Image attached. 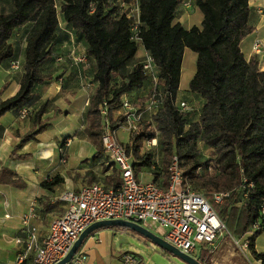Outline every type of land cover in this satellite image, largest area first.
Listing matches in <instances>:
<instances>
[{
  "label": "trees",
  "instance_id": "obj_1",
  "mask_svg": "<svg viewBox=\"0 0 264 264\" xmlns=\"http://www.w3.org/2000/svg\"><path fill=\"white\" fill-rule=\"evenodd\" d=\"M182 1L139 0L140 42H135L130 39L129 19L118 13L117 0H60L63 21L74 34L82 36L85 54L95 66L96 84L86 109L83 132L94 146L92 159L103 166V171L111 170L106 182L116 187L119 173L107 158L102 160L101 135L105 120L112 132L124 122L125 116L117 114L123 96L141 91L143 95H138L134 102L139 107L144 105L148 76L140 63L125 69L134 60L140 44L156 65L163 99L156 112L147 116L140 128L130 134L125 145L132 156L134 173L154 165L152 180L156 181L162 172L165 184L170 159L176 155L184 185L209 199L213 192L227 193L220 203H212L213 208L228 232L235 238L247 239L252 257L264 264V254L255 249L256 238L264 233L261 212L264 200V71L259 69L256 59L246 60L240 49V41L251 30L247 22L248 0H193L202 20L200 27L194 25L188 29L174 22ZM56 7L55 0H11V9L4 12L0 0V63L15 60L10 40L17 30L33 22L25 39L19 87L14 95L0 100V116L34 104L39 98L34 92L35 85L53 79L52 74H44L41 68L45 61L51 60L52 48L59 41ZM185 48L196 55L189 90L204 101L198 120L189 124L186 112L174 103ZM103 102L106 103L104 116L99 111ZM48 105L49 102L44 101L34 111L33 128L20 137L10 157L27 159L32 156L19 150L26 142L36 140L48 127L43 118ZM152 139H156V148L143 149V143L148 144ZM199 141L211 149L212 157L199 158ZM157 148L161 152L160 160H156ZM86 175L90 177L89 182L95 180L91 170L86 171ZM15 177L14 171L0 169V182L22 186ZM62 182L59 175L48 176L41 186L52 191ZM51 206L63 210L59 200L49 208ZM207 254L202 253L198 260L205 264Z\"/></svg>",
  "mask_w": 264,
  "mask_h": 264
},
{
  "label": "built area",
  "instance_id": "obj_2",
  "mask_svg": "<svg viewBox=\"0 0 264 264\" xmlns=\"http://www.w3.org/2000/svg\"><path fill=\"white\" fill-rule=\"evenodd\" d=\"M117 5L118 13L129 19L130 39L140 42L139 0H117ZM181 7L193 11L190 8L191 0H183ZM262 46V41L257 40L254 50L259 51ZM138 63L148 76V92L144 105L139 107L125 95L121 98V107L117 112L118 115L125 116L120 127L130 134L140 128L147 116L156 112L163 99L157 68L151 55L143 50L128 66ZM10 65L16 69L20 67L18 60H12ZM174 103L181 111L190 110L185 101L175 100ZM99 111L101 115H106L105 102L99 106ZM20 114L25 116L27 110L21 109ZM115 132H112L108 120H105L101 135L102 146L112 167L119 173V185L112 187L95 181L76 191H63L58 197L63 203V212L50 221L45 236H40L37 226L31 223V218L35 216L33 210L24 213L21 219L23 237L16 239L22 245L16 264H54L68 253L89 225L113 219L135 222L145 228L149 221L156 222L165 228L162 238L188 255L196 251L199 255L212 252L218 241L225 236L243 254L248 251L247 239L233 237L213 208L212 203H220L227 195L226 192H213L209 199L189 185H184L183 172L176 155L170 159L165 184L162 172L156 181L139 178L134 173L130 152L116 140ZM148 144L156 145V139ZM261 212L264 216V200ZM85 261L86 255L78 250L66 264H83ZM122 264H136V260L125 254Z\"/></svg>",
  "mask_w": 264,
  "mask_h": 264
},
{
  "label": "crops",
  "instance_id": "obj_3",
  "mask_svg": "<svg viewBox=\"0 0 264 264\" xmlns=\"http://www.w3.org/2000/svg\"><path fill=\"white\" fill-rule=\"evenodd\" d=\"M248 5L249 15L247 22L251 30L240 41V49L246 60L256 59L259 69L264 71V0H248ZM190 8L193 9L192 12H190L189 8L180 6L174 22H179L187 29L194 25L200 27L201 12L193 3ZM194 15H196V19L192 20L190 17ZM257 40L263 43L259 51L254 50V43ZM84 48H86L85 43ZM142 52L143 50L141 54ZM138 56L135 55V58ZM195 57L196 55L192 50L189 48L184 49L179 89L176 95L177 101H185L190 107V110L186 111L187 124L198 120L200 110L198 113H195V111L199 105L202 107L204 102L198 94L191 92L188 87L189 81L195 73ZM12 59L19 61V68L16 69L10 65L11 59L0 63V100L14 95L19 87L23 63L21 64L19 56H15ZM62 80L59 79V81ZM59 81L53 76L51 81H44L35 85L34 92L38 94L39 98L31 106L25 107L27 110L25 116H21L20 111H8L0 116V169L6 168L14 171L16 173L15 178H18L23 183L22 186H15L11 183L0 182V264H16L17 254L22 249V245L16 239L23 237L21 219L24 213L30 209L33 210L35 216L31 218V223L37 226L40 236H45L50 221L63 212L59 207L51 206L49 208L50 205H53L58 200L59 195L63 191H76L80 187L95 181H100L106 186H110L106 182V176L111 173V170L100 172L103 166L92 159L95 149L88 156H83L81 150L78 149L76 154L71 157L70 144L74 138H80V136L67 139L64 147L60 148L62 138L69 134V132L64 131L67 127L61 123L58 129H53L48 120L52 119L51 117L54 114L59 120L64 119L65 115H70L71 117L80 116L85 107H83V111L76 113L80 107L79 93H71L66 89L64 90V87H66L65 82L62 84ZM181 87L182 93H180ZM64 93H66L65 96H63ZM141 94L143 95V92L135 90L127 94L126 97L131 101H135L139 97L138 95ZM61 99H66L67 104L62 102L61 107L56 108V102ZM44 101L49 102L48 108L43 114V118L49 124L48 127L37 135L36 140L26 142L19 150L21 153H31L32 156L27 159L10 157L13 147L20 137L33 128V113ZM55 110L57 113H55ZM116 132L118 131L116 130ZM122 144L126 145V143ZM152 146L154 147L155 145ZM105 158L109 159L106 153L103 152L102 160ZM107 164L108 162H106ZM144 168L142 167L137 173L138 177L147 179V177L151 176L153 179L154 173L151 172L153 168L150 166L147 172H144ZM97 169L100 173L97 172ZM88 170L93 172L95 180L84 183L83 176L86 175ZM55 175L62 177L63 182L54 186L52 191L41 186L46 177ZM114 230L113 226L103 227L93 231L83 240L78 249L86 255V261L83 264H122L125 253H120L116 248ZM224 238L218 241L216 248L223 242ZM257 238L255 240V249L257 252L264 254V237H262L260 245H257Z\"/></svg>",
  "mask_w": 264,
  "mask_h": 264
},
{
  "label": "rangeland",
  "instance_id": "obj_4",
  "mask_svg": "<svg viewBox=\"0 0 264 264\" xmlns=\"http://www.w3.org/2000/svg\"><path fill=\"white\" fill-rule=\"evenodd\" d=\"M56 4V13L58 17V28L56 30V35L59 38V41L52 48L51 60L45 61L42 65V72L44 74H52L57 81L59 77L63 80L59 81L62 84L65 82L64 90H68L71 93H79L80 97V107L76 111L81 112L80 116L71 117L70 115H65L64 119H58L55 117V114L52 119L48 121L51 124L53 129H58L61 123H63L67 128L65 132H69L68 135L62 138L60 146L64 147V144L67 142V139H71L74 136H80V138H74L73 142L70 144L69 151H71V157L76 154L78 149L81 150L83 156H88L93 153L94 146L89 141L85 133L83 132V127L86 125V109L88 107L89 99L93 90L95 88L94 80V71L95 66L91 58L86 56L84 48V40L82 36L74 34L72 29L67 25L61 16L59 11L60 0H55ZM1 7L4 12H7L11 9V0H1ZM192 20L196 19V15L190 17ZM195 22V21H194ZM33 22L27 23L21 29L17 30L13 37L11 38V43L14 47L15 56L21 59V64L24 61V50H25V39L28 31L32 27ZM142 47L139 44L136 56L141 54ZM85 54V55H84ZM82 59V60H81ZM136 59V58H135ZM132 60L129 62V64ZM131 66L125 67L126 70H129ZM195 67V60H194ZM64 76V77H63ZM66 80V81H65ZM119 77L116 78V83H118ZM65 92V91H64ZM182 93V87L180 89ZM66 93L63 94L65 96ZM69 96V95H68ZM64 102L67 104L66 99H61L56 102V108L61 107V103ZM67 106V105H66ZM201 106L199 105L196 108L195 113H198ZM55 113L57 111L55 110ZM153 130L152 127H149ZM76 130V131H75ZM116 140L119 143H127L129 141V133L123 129V127L117 129ZM63 143V144H62ZM153 147L151 144L143 143L142 148ZM147 147V148H148ZM198 148L200 149V159L206 160L212 157V151L201 141L198 142ZM158 156L156 160H160L161 152L157 148ZM61 154V152H60ZM161 164V163H160ZM149 167H145L143 170L147 172ZM154 170H151L152 173ZM97 172H103L97 169ZM102 174V173H101ZM99 178V177H98ZM152 177H147L143 180H151ZM101 180V179H100ZM90 181V177L87 175L83 176V182L87 183ZM58 208V207H57ZM59 211V209H58ZM152 233L160 237L164 236L165 228L160 226L158 223L149 221L148 226H146ZM114 235H116V248L120 253H125L132 256L136 260V264H187L178 256L163 250L158 247L149 239L138 234L137 232L125 228V227H116L114 230ZM262 237L264 233L259 235L257 238V245L262 243ZM249 251L242 253L234 243L225 236L223 242L212 252H208L205 261V264H261V261H255ZM196 259L200 258L199 252H193L190 254Z\"/></svg>",
  "mask_w": 264,
  "mask_h": 264
},
{
  "label": "water",
  "instance_id": "obj_5",
  "mask_svg": "<svg viewBox=\"0 0 264 264\" xmlns=\"http://www.w3.org/2000/svg\"><path fill=\"white\" fill-rule=\"evenodd\" d=\"M125 227L129 228L138 234L144 236L145 238L152 241L154 244H156L158 247L162 248L163 250L170 252L176 256H178L180 259H182L187 264H203L198 259L194 258L193 256H190L188 254H185L169 244L167 241H165L162 237L155 235L152 233L149 229L131 221L127 220H121V219H113V220H101L97 221L91 225H89L78 237V239L75 241L73 246L70 248L68 253L59 261H57L54 264H66L72 256L78 251L80 248L83 240L90 235L93 231L103 228V227Z\"/></svg>",
  "mask_w": 264,
  "mask_h": 264
}]
</instances>
